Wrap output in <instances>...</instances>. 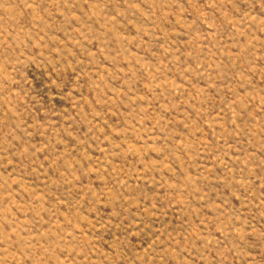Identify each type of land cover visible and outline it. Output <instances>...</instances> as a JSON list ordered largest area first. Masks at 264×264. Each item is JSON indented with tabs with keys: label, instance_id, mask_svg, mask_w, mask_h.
Listing matches in <instances>:
<instances>
[{
	"label": "rangeland",
	"instance_id": "1",
	"mask_svg": "<svg viewBox=\"0 0 264 264\" xmlns=\"http://www.w3.org/2000/svg\"><path fill=\"white\" fill-rule=\"evenodd\" d=\"M0 264H264V0H0Z\"/></svg>",
	"mask_w": 264,
	"mask_h": 264
}]
</instances>
